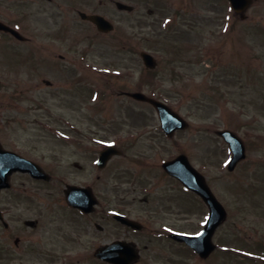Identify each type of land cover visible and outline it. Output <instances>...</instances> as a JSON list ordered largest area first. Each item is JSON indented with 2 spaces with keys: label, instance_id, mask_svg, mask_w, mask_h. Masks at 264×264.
<instances>
[{
  "label": "rangeland",
  "instance_id": "rangeland-1",
  "mask_svg": "<svg viewBox=\"0 0 264 264\" xmlns=\"http://www.w3.org/2000/svg\"><path fill=\"white\" fill-rule=\"evenodd\" d=\"M120 1L134 11L116 9L113 0H6L0 9V17L29 38L0 35V143L37 160L52 175L43 184L15 172L10 189L0 193V210L9 222L8 230L0 226V264H46L39 247H69L75 228L58 203L62 182L93 183L102 196L97 210L104 207L112 214L117 208L141 207L136 214L142 220L150 217L149 209L153 217L168 218L171 229L181 224L186 232L199 230L205 206L188 191L175 189L158 167L179 153L204 174L227 210L213 235L221 252L201 264H259L241 252H254L264 240V0H253L243 18L227 0ZM78 11L104 14L114 29L100 33ZM141 51L151 53L157 65L147 69ZM80 89L85 96L77 95ZM128 90L163 100L189 127L165 137L157 132L153 106L137 102L132 110L121 93ZM132 125L144 127L145 134L101 171L100 182H91L96 150L76 151L74 142L60 139L62 131L73 139L97 129L117 140ZM227 127L246 145V160L233 170L226 167L229 147L215 134ZM138 155L147 159L144 165L135 161ZM137 168L148 176L145 182L152 176L164 185L143 205L139 189L120 193L128 188L127 170ZM90 238H100L92 226ZM145 243L140 236V244ZM156 245L142 249V264L181 263L179 251L175 255L164 246L173 253L166 256ZM187 255L184 263H196Z\"/></svg>",
  "mask_w": 264,
  "mask_h": 264
},
{
  "label": "flooded vegetation",
  "instance_id": "flooded-vegetation-1",
  "mask_svg": "<svg viewBox=\"0 0 264 264\" xmlns=\"http://www.w3.org/2000/svg\"><path fill=\"white\" fill-rule=\"evenodd\" d=\"M5 0H0V9L4 8ZM1 19V18H0ZM60 60H63L65 57L57 56ZM76 83H81V81H77ZM77 85V84H76ZM81 88H83L82 85H80ZM78 88V86H77ZM84 89H80L77 91L78 96H85ZM92 92V91H91ZM90 92V94H91ZM127 91H122V96L126 97L129 101L128 104H130V108L132 110H135V107H132L134 103L142 102L134 99L131 96L126 95ZM97 96V95H96ZM99 98L105 99L104 94H98ZM133 127H130V129H124L123 136H120L117 140H108L102 136L99 130L94 129L90 130L88 132L87 136H84L82 133H77L74 135L73 139L67 138L71 137V134H68L65 131H62L60 139L65 142H74V146L72 147L76 151H86L89 152L90 150H96V154L94 158L91 159V163L94 166V179L91 182L97 181L100 182L101 180V171L105 170L111 163L113 159L116 157L123 156V151L126 153V149L131 148V145H135L137 142H140L141 136L145 134V128L136 125H132ZM144 126V125H143ZM159 126V125H158ZM154 130V129H153ZM156 131V130H155ZM77 132V131H76ZM159 133H161V128H158ZM153 131H150V134H152ZM152 135L149 136V139L152 140ZM87 139L89 141L88 144H83V140ZM109 145L116 148L118 151H120L119 155H113L111 156L106 163L103 166H100L98 163L100 151L106 147H109ZM135 161H137L139 164L144 165L147 161L146 158H141L139 155L134 156ZM173 157L166 158V160H171ZM32 161L33 160L31 158ZM165 159L161 160L158 163L159 170L161 171V175L163 177H166L169 181H171V184L174 185V188L176 187L183 189L182 183L180 180L173 178L172 176L168 175L165 170L162 169V164L164 163ZM39 163V162H38ZM40 164V163H39ZM41 165V164H40ZM43 166V165H42ZM44 167V166H43ZM45 170L49 171L47 168L44 167ZM83 169V168H82ZM131 174V178L126 181L128 188L127 190L120 189V193H129V194H136V190L139 189V193L142 195L145 194L144 200L141 204L143 205L147 200L151 201L149 198L151 195L153 196L155 193L160 191V188L164 187L159 186V182L156 180L157 178H153L150 176L151 181L148 182L144 178H148V176H141L139 168L136 170H127ZM34 181L42 182L43 184H48L51 182V179L49 181H43L40 179H36ZM120 186H122L121 182H117ZM69 184L82 186V187H88L91 189L93 195L96 197V206L91 209V211H82L81 209L71 207L66 202V196L64 195V190L68 188ZM93 184V183H92ZM89 182L86 183L85 180H82V182H68V183H61L60 189L58 191L60 192L58 194V203L62 207V213L63 214H69L70 217L74 219V228L75 231L72 235H74L72 238L73 240L68 244L69 247L63 246L59 248H53L49 247V244L43 245L42 248L39 247V251L42 252L40 258H42L43 263L48 264H142V249L146 250H152L150 247L154 246L155 243H157L156 246L159 247V253L163 255H170L172 256L173 253L177 255V252L181 253L182 257L177 262H181L180 264H188L184 263L183 257H187V253H190L193 258L195 259L196 263L194 264H201L205 263L206 260L211 259L212 256L218 257L217 252L220 251L219 243H217L213 239V235L211 238L212 243H214V246L209 253L207 257L199 256L194 252L192 247L188 246L183 241H177L173 239L172 232H183L187 233L181 226V224H178L180 226H176L175 220L173 221L172 225L175 228H170L167 225L169 222H165L166 219L162 217L157 216L153 217L155 213L153 211L147 209L149 211L146 216H150L149 218H146L145 220L140 219L137 217L136 212L142 211L140 208H117L111 213H109L104 207H101L99 210L98 207H100V203L102 201V196L98 195L97 192H95V186L92 185ZM118 190V189H117ZM138 193V194H139ZM57 198V197H56ZM57 199V200H58ZM162 202V199H161ZM162 211V210H161ZM152 212V213H150ZM115 214L119 215H125V217L129 218L133 225L130 222H127L125 220H117L115 218ZM68 215V216H69ZM97 218L99 221L92 220ZM176 221H185V218L178 217ZM156 224H160L159 227H156ZM91 226L98 232L100 238H96L95 240L93 238H90V230ZM191 233H197L198 230L189 231ZM140 236H143L147 243L140 244ZM151 246H149V244ZM260 244L262 247L256 248L262 253V256L259 255L258 259L255 261L259 262V264H264V240H260ZM170 246L171 250H173V253H166L165 249H163L164 246ZM49 247V248H44ZM155 247V246H154ZM98 250L102 251V254L106 255V257H113L116 258L114 261H110L109 259L104 258L99 259L96 256V253ZM155 250V249H154ZM153 250V251H154ZM118 260V261H117Z\"/></svg>",
  "mask_w": 264,
  "mask_h": 264
},
{
  "label": "water",
  "instance_id": "water-1",
  "mask_svg": "<svg viewBox=\"0 0 264 264\" xmlns=\"http://www.w3.org/2000/svg\"><path fill=\"white\" fill-rule=\"evenodd\" d=\"M231 6L236 11H243L251 0H229ZM117 7L119 9H127L130 10L131 6L127 4H123L121 2H116ZM80 16L84 19H88L92 23H96L99 30L107 31L112 28V25L110 22H108L104 17L97 15V14H87V13H80ZM0 29L4 30L5 32H10L14 37L24 39V37L17 32L12 27L5 25L0 22ZM142 57L144 60V64L147 66H154L155 61L153 57L150 54L143 53ZM130 95L136 97L137 99H143L145 101L151 102L158 111L160 120H161V127L164 128V130L167 133L173 132L175 128H184L186 126L185 120L179 116L175 111L171 110L170 107L166 106L164 103L159 102L153 98H148L143 93H131ZM217 134L223 136V138L228 142V145L230 146L232 150V158L228 163L229 169H233L236 162L239 161V159L244 157V145L241 141V139L235 135L230 130H218ZM0 151H2V156L4 160L8 161L10 160L11 163H4V171L0 174V189L2 187L9 186L8 179L9 175L14 172V170H20L22 172L28 171L31 176L36 177H44L48 178V175H45L38 166H35L32 168L31 162L27 159H23L19 155L15 153H11L9 151L2 150L0 147ZM112 153H116L115 150H111L110 148L107 150H104L100 156L101 160H106ZM103 158V159H102ZM165 169L173 174L174 176H177L185 186L189 187L190 189L198 192L203 200L206 201L208 207H209V217L207 219V225L204 227L203 231L199 236H193V235H178L179 238L186 240L189 244H192V246L201 254L207 255L209 252L211 245H200L199 241L202 240L209 241L212 231L220 224L221 220L225 218L226 210H224L222 204L215 199L214 195L212 194L211 190L206 186L205 181L203 177L191 167L188 158L184 155H179L176 158H174L173 161L166 162L164 164ZM66 196L67 201L73 206L82 208L85 211H90L93 207L92 204L95 201L94 196L91 194L89 189L84 188H77L74 186H70L68 190H66ZM101 255V254H100Z\"/></svg>",
  "mask_w": 264,
  "mask_h": 264
}]
</instances>
